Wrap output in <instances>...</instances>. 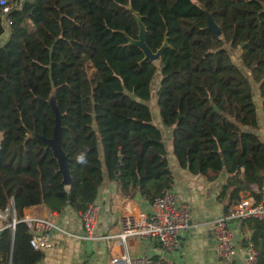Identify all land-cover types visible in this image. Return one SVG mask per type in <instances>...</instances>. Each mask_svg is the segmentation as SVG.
<instances>
[{
  "label": "trees",
  "instance_id": "trees-1",
  "mask_svg": "<svg viewBox=\"0 0 264 264\" xmlns=\"http://www.w3.org/2000/svg\"><path fill=\"white\" fill-rule=\"evenodd\" d=\"M9 16L0 44V209L13 204L18 222L1 234L0 264L44 257L21 221L27 207L79 213L97 199L106 174L124 195L140 192L151 202L171 186L167 145L150 108L154 90L181 167L210 179L229 172L227 210L241 190L264 183L254 96L258 89L264 113V0H17ZM139 20L154 52L167 43L157 62L131 42ZM6 26L0 11V37ZM53 95L70 186L39 138L53 137ZM245 222L264 264V222Z\"/></svg>",
  "mask_w": 264,
  "mask_h": 264
},
{
  "label": "crops",
  "instance_id": "crops-1",
  "mask_svg": "<svg viewBox=\"0 0 264 264\" xmlns=\"http://www.w3.org/2000/svg\"><path fill=\"white\" fill-rule=\"evenodd\" d=\"M254 96L259 115V133L264 140L262 94L257 89ZM155 99L156 94L150 108L153 122L162 130L167 145L169 165L172 171L170 184L178 193L181 202L190 205L191 226L185 232L178 252H168L156 239L149 238L133 239L132 253L146 255L153 259L163 256L174 260L177 264H226L215 250L213 223L227 210L230 191L225 194L223 187L230 174L224 169L216 178L210 179L205 174H194L181 167L173 154L172 128L163 124L159 107L155 105ZM249 193L250 186L239 192L241 198ZM96 200L102 205L98 221V230L101 236L116 232L120 217L132 208L146 213L153 211L152 202L143 197L140 192H137L133 198L124 195L120 191L118 179H110L107 174L99 188ZM52 212L46 205H35L25 208L24 216L44 217L49 216ZM59 226L63 231L53 233V245L42 250L44 257L40 264H110L111 255L118 252V245L113 242L108 243L104 238L85 240L74 236L73 234L83 231L78 213L69 210L59 212ZM233 227L236 255L232 264H245V247L251 241L253 229L245 221L236 222Z\"/></svg>",
  "mask_w": 264,
  "mask_h": 264
},
{
  "label": "built area",
  "instance_id": "built-area-1",
  "mask_svg": "<svg viewBox=\"0 0 264 264\" xmlns=\"http://www.w3.org/2000/svg\"><path fill=\"white\" fill-rule=\"evenodd\" d=\"M16 4L17 0H0L2 20L7 26L12 24L9 14ZM152 207L151 213L133 208L128 210L120 217L116 232L101 236L98 221L102 205L96 199H92L78 213L83 225L82 233L73 235L85 240L104 238L108 243L113 242L118 245V252L111 255L110 264H177L174 260L163 256L153 259L146 255L132 253L133 239L149 238L156 239L168 252H178L183 236L191 226L190 205L181 202L178 193L171 186L161 191V194L152 202ZM248 219L264 222V183L261 185L257 182L251 183L249 195L242 197L214 220L215 250L226 264H232L236 255L233 224ZM21 221L26 223L30 234V244L37 251L50 248L53 245V233L63 231L59 226V212H52L44 217L24 216ZM17 222L13 204L0 209V237L6 228L15 229ZM245 254V264H258L259 251L252 241L247 243Z\"/></svg>",
  "mask_w": 264,
  "mask_h": 264
},
{
  "label": "water",
  "instance_id": "water-1",
  "mask_svg": "<svg viewBox=\"0 0 264 264\" xmlns=\"http://www.w3.org/2000/svg\"><path fill=\"white\" fill-rule=\"evenodd\" d=\"M139 25H140L139 38L133 39L131 40V42L133 44H136L143 50L145 54V59H149L153 62L159 61L162 51L164 47L167 45V43H165L163 47L159 48L156 52H154L146 41L147 28L145 24L143 23V21L139 20ZM210 28L217 34L221 35V29L211 17H210ZM243 46L244 44L241 45V47ZM140 101L142 102L143 100L140 99ZM50 102L55 112V128H54L53 137L48 138L43 135H40L39 138L49 147L52 148L54 155L58 159L60 171L63 173V177H64L63 181L67 186H70L73 182V177L71 175L69 156L63 148V124H62L63 115L56 103L54 95L51 97ZM216 109L219 111L218 108ZM68 208H70V205H68Z\"/></svg>",
  "mask_w": 264,
  "mask_h": 264
},
{
  "label": "rangeland",
  "instance_id": "rangeland-1",
  "mask_svg": "<svg viewBox=\"0 0 264 264\" xmlns=\"http://www.w3.org/2000/svg\"><path fill=\"white\" fill-rule=\"evenodd\" d=\"M8 36H9V30H8V26H6V31H5V33L1 36V38H0V43H2V42H4V40H7L8 39ZM237 58V57H236ZM252 81H253V79H252ZM157 82V80H155V82H154V85H155V83ZM253 84H255V85H258V83L257 82H255V83H253ZM154 94H156V91L154 90ZM155 105L157 106V107H159V105H158V103H157V99H155ZM150 104H152V101L150 102Z\"/></svg>",
  "mask_w": 264,
  "mask_h": 264
}]
</instances>
